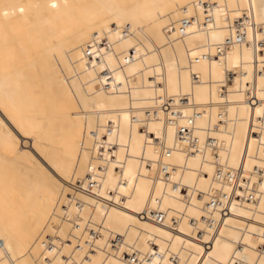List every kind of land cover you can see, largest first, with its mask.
Instances as JSON below:
<instances>
[{"label":"bare ground","instance_id":"6f19581e","mask_svg":"<svg viewBox=\"0 0 264 264\" xmlns=\"http://www.w3.org/2000/svg\"><path fill=\"white\" fill-rule=\"evenodd\" d=\"M259 29L264 0H0V264H264V45L225 42Z\"/></svg>","mask_w":264,"mask_h":264},{"label":"built area","instance_id":"2783aa9c","mask_svg":"<svg viewBox=\"0 0 264 264\" xmlns=\"http://www.w3.org/2000/svg\"><path fill=\"white\" fill-rule=\"evenodd\" d=\"M199 4L203 7L204 11H206V12H208V10L211 9L212 6L214 5L212 2H208V1H205V2L199 1ZM241 18L243 20H248L249 19V16L247 15V11H244L241 14ZM210 20H211V18L208 17V15H206V17L204 18L205 23L206 24L209 23ZM194 21H195L194 17L183 18V19H180L179 26L182 29L184 26H187V25H190V24L194 23ZM253 25L255 26L254 23H253ZM171 27L172 26H170V28ZM259 33H260V37L259 38L257 37V34H254V36L249 39L246 34H242V33L240 34L239 31H236L235 35L232 34V35H230L231 37L228 36L226 38L225 42L226 43H229L231 41L233 42L234 38H235V40L237 42H241L243 40H246L248 46L252 47L255 55H257L258 48L259 47H263V45H264V29H259ZM221 52L222 51H221V48H220L217 51V53L220 54ZM257 63H258V61H257ZM261 63H264V60H262ZM256 73H258L257 68H256ZM260 74L262 75V74H264V72H260ZM247 92H249V90ZM254 100H255V98H254V96L252 94V89H251L250 93L248 95V101L252 104L254 102ZM181 102L183 103V105H185L187 101H186V99H181ZM162 108H163L164 112H171V106L168 103L162 105ZM149 115L150 114H148L147 116H149ZM173 120L177 122V120L175 118ZM193 120H194V118L192 116H190V117L186 118L185 124L177 125V127H176L177 128L176 129L177 130V136H178V138L181 141L185 142L188 147L193 149L194 152H199V148L197 147V140L193 136V131H194L193 130L194 129ZM253 134L256 137L258 136L257 133H253ZM207 144L210 145V147H214V140L208 139V143ZM161 170H162V173H163L164 177L166 179H168L167 177H168L169 173L167 172L166 167L162 166ZM237 175H238L237 173L235 175L228 174V178L233 179L232 183L230 184L232 188L235 187V185H236V187L238 186V184H237V181H238ZM231 176H233V177H231ZM244 189L245 188H243V190ZM249 194L250 195H248V198L251 197V192H249ZM229 198H230V195H226V194H222V199H220L219 197H216V195H214L213 198H212V205H215V203H216L217 206L220 205V209H222V211H220V212L225 214L224 211L226 209V203L224 204L221 200H225L227 202L229 200ZM154 215H155V219L157 220V222L161 223L162 220H163V214L162 213H155ZM210 222H211V220H208V223H210ZM212 224L213 223H211L210 225H212ZM135 259H136L135 257H132V262L135 261Z\"/></svg>","mask_w":264,"mask_h":264},{"label":"rangeland","instance_id":"374dc122","mask_svg":"<svg viewBox=\"0 0 264 264\" xmlns=\"http://www.w3.org/2000/svg\"><path fill=\"white\" fill-rule=\"evenodd\" d=\"M27 142H28V146H29V143H31L30 140H27ZM75 189H76V188H75ZM75 195H76V194H75ZM141 217H143V216L141 215Z\"/></svg>","mask_w":264,"mask_h":264}]
</instances>
